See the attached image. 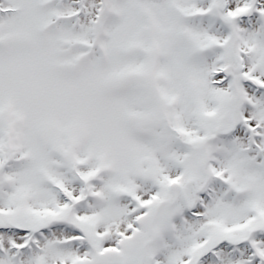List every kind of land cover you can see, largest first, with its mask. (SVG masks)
I'll return each mask as SVG.
<instances>
[{"label": "snow or ice", "instance_id": "1", "mask_svg": "<svg viewBox=\"0 0 264 264\" xmlns=\"http://www.w3.org/2000/svg\"><path fill=\"white\" fill-rule=\"evenodd\" d=\"M0 264H264V0H0Z\"/></svg>", "mask_w": 264, "mask_h": 264}]
</instances>
